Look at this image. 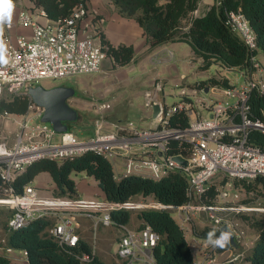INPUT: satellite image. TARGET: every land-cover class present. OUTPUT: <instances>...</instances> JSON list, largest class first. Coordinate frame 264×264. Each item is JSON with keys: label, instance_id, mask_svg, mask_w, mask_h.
<instances>
[{"label": "built area", "instance_id": "built-area-1", "mask_svg": "<svg viewBox=\"0 0 264 264\" xmlns=\"http://www.w3.org/2000/svg\"><path fill=\"white\" fill-rule=\"evenodd\" d=\"M205 1L199 0L193 17L202 16L211 5L220 3L219 0H209L210 4H204ZM88 17L85 3H79L68 17L57 21L48 20L42 10L33 13L29 8H24L17 14L15 25L30 29L28 40L21 34L13 35L10 32L13 24L5 23L0 35V99L4 96L28 97V87L36 86L41 80L66 79L99 72L102 62L107 59L106 48L101 43L97 28L88 30L89 24L82 25ZM225 25L240 37L250 52L256 50L255 34L240 11L227 12ZM169 62H174L172 51H165L152 59L154 66ZM239 72L244 78L242 85L235 86L229 82L226 88L211 86L182 90L181 101L171 107L165 105L164 84L154 79L150 88L143 93V103L152 113L154 106H158L159 110L152 117L154 125L146 129L132 122L110 124L100 114V106L94 104L98 115L96 131L87 140L78 139L68 131L57 133L51 124L41 122L43 109L36 107L28 97L30 105L27 113L15 115L18 133L10 144L7 140L0 142V180L3 184L0 208H7L11 213L6 222V234L36 220H51L53 224L47 229V235L56 242L58 250L74 257L80 264H92L91 254L76 251L81 240L79 225L75 220L79 216L92 223L94 232L99 226L118 231L117 264H155L153 252L161 240L160 235L149 226L141 225V222L135 227L130 223L115 224L110 213L121 209L174 212V220L185 239L191 238L187 242L191 252L199 253L200 258L195 264H241L246 250L248 252L250 248L244 241V233L235 216L257 211L237 204L239 195L230 194L225 188L233 186L230 181L217 187L213 204L203 202L218 174L234 181L250 182L264 178V149L249 143L252 131L264 134V116L254 117L248 103L253 92L264 94V66L257 55H251L248 67ZM198 92L205 93V97L201 99ZM194 96L196 104L207 111V116L203 117L197 110ZM229 100L233 102L229 103ZM177 112H183L189 119L184 130L169 127V118ZM10 116L13 115L4 113L1 117L9 120ZM55 136L59 137L58 143L53 142ZM173 141L179 146H187L189 153L186 156L168 155ZM88 152L102 156L112 167H121L124 175L138 173L151 179H161L169 173L180 172L187 179L188 202L181 206H170L152 199L124 204L99 198L70 200L39 196L31 184L24 186L20 193L12 186L15 179L35 161L48 159L59 163ZM174 156H181L186 160V165L173 161ZM115 171L116 177L121 176ZM200 214L206 216L209 226L220 229L225 225L232 232L233 248L224 252V258H220L206 240L198 243L192 222ZM92 238V254H95V233ZM0 245L2 252H13L6 247V238L0 239ZM239 247L243 250L238 251ZM21 255L25 260L27 253L21 251ZM9 258L14 262L21 261L17 256Z\"/></svg>", "mask_w": 264, "mask_h": 264}, {"label": "trees", "instance_id": "trees-1", "mask_svg": "<svg viewBox=\"0 0 264 264\" xmlns=\"http://www.w3.org/2000/svg\"><path fill=\"white\" fill-rule=\"evenodd\" d=\"M29 8L33 13L44 11L46 18L57 21L69 16L71 11L86 0H29ZM116 12L123 18L132 19L142 30L146 44L151 48L166 42H184L190 46L194 60L198 62V71H207L212 65L223 70L242 71L249 65L251 55L258 51L264 55V0H219V5L213 4L199 17L192 13L197 9L199 0H107ZM240 11L248 21L256 37V50L250 52L240 37L225 25L226 13ZM101 43L106 48V56L112 61V68L126 66L134 58V48L131 45L110 44L100 33ZM218 86L229 87V81L224 77L211 76L196 83L193 88ZM252 115L256 118L264 116V94L253 92L248 101ZM30 99L25 96H13L10 99H0V116L4 113L22 116L28 111ZM189 119L183 112L174 113L169 118V127L184 130ZM70 132V131H68ZM249 143L264 149V134L252 131ZM189 153L187 146H179L171 142L168 155ZM41 173H46L53 184L52 197L74 200L79 198L77 183L73 176L83 174L95 184L103 197L101 199L116 204L132 203L138 197L151 198L163 205L181 206L188 202L186 195L187 179L180 172L169 173L161 179H151L141 175L115 176L113 167L105 158L92 152L85 153L62 162L41 159L27 166L19 175L13 188L22 192L24 186L31 184ZM264 187V178L254 180ZM224 183V181H223ZM234 188L243 187L247 192L252 190L251 183L235 180ZM3 184L0 180V196ZM217 196V187L212 185L203 197L205 204H213ZM111 220L118 225L130 223V210H115L110 213ZM141 225L149 226L160 235L161 240L154 249L155 264H195L192 252L182 230L169 212L141 210L137 214ZM244 221L249 218L243 216ZM51 220H36L16 231L6 234V247L12 250L25 251L27 264H80L74 257L62 254L56 242L47 235ZM254 229L257 239L244 261L250 264H264V221L261 219L248 222ZM217 229L205 226L194 235L200 240H206V234ZM219 230V229H217ZM219 234V232H217ZM215 248L219 255L230 249ZM78 253L92 256V264H106L95 254L91 246L80 240ZM0 264H18L0 253Z\"/></svg>", "mask_w": 264, "mask_h": 264}, {"label": "rangeland", "instance_id": "rangeland-1", "mask_svg": "<svg viewBox=\"0 0 264 264\" xmlns=\"http://www.w3.org/2000/svg\"><path fill=\"white\" fill-rule=\"evenodd\" d=\"M207 1L210 2L209 0H206V2ZM16 3L22 8H27L29 0H16ZM19 29V33L28 40L31 32L30 29L28 27H19ZM165 45L174 53V62L154 66L151 63L144 61L142 64L134 63L131 66L126 65L114 69H104L97 73L78 75L66 79L41 80L35 85L42 86L45 89L60 86L74 89V96L68 100V104L77 111L78 118L76 121L67 123L68 131L72 132L78 139L87 140L91 138L96 131L95 120L98 118V115L92 107L94 104L100 106V114L110 124L117 122H132L139 128H148L152 121L153 114L149 109L144 107L143 91L149 88L150 82L154 79H158L164 84L165 105L168 107L181 101L182 90L188 91L189 87L193 86L196 82L204 81L207 77L225 76L231 85L235 86L242 85L244 82V78L239 71H224L217 65H212L204 72L198 71V62L194 60L190 46L187 43L166 42L157 46L162 47ZM257 59L261 62L262 66H264V55H262L260 51L257 53ZM104 62L108 63V60L105 59ZM197 95L201 99L205 97V93L198 92ZM4 98L10 99L12 97L4 96ZM193 101L199 113L203 117L207 116V111L199 104H196L195 96L193 97ZM232 102L233 100H229V103ZM29 115H31V111H29ZM15 119H17L15 115L10 116L9 120L3 119L0 116V142L7 140L10 144L15 134L18 133L16 123H14ZM8 122H10L9 126ZM58 141L59 137L55 136L53 142L58 143ZM113 167L116 170H114L116 173L124 175V171L121 167ZM135 175L141 174L136 173ZM82 176L83 175H75L73 178L79 183ZM227 181H230L232 185L235 182L234 180H229V178L224 177L222 174H218L213 179V184L219 188L222 185H225ZM248 183H251L252 185V190L249 192L243 187L235 189L233 186H226L225 188L230 194L239 195L240 200L237 204L259 210L257 212L240 213L235 216V221L244 233V241L248 243L247 245L250 248L251 243L255 240L257 234L254 229H251L248 226V222H253L258 219L264 221V187L256 184L254 181ZM51 185V179L47 174L39 175L32 184V186L37 189L38 195L42 197L50 196L46 192L51 189ZM41 188H44L45 190ZM79 191L82 193V197L101 199V196L99 195L100 190L89 180H87L86 186H82ZM150 200L151 198L138 197L133 200L132 203L148 202ZM130 212V221L133 222L131 226L135 227L139 222L137 214L140 210L135 209L130 210ZM170 215L175 219L174 212H171ZM243 216H247L249 221H244L245 219ZM192 224V229L196 231H199L201 227L203 228L210 225L204 214L196 216ZM90 227L93 235L94 233L97 235V231L101 228V226H99L96 229V232H94L92 223ZM112 229L114 232L112 238L114 240L108 249V255L115 257L117 249L116 239L119 233L115 228ZM186 241L190 242L191 238L188 237ZM198 243H200V239H198ZM0 247L2 248L1 245ZM237 250L241 251L243 248L239 247ZM248 252L246 250L244 256ZM0 253L6 257L17 256L21 258L20 264H26L25 260L22 258L21 251L13 250L10 254L2 251ZM192 255L195 261L200 258L198 252H193ZM220 258H224V256ZM16 263L19 264V262ZM241 264L250 263L243 260Z\"/></svg>", "mask_w": 264, "mask_h": 264}, {"label": "crops", "instance_id": "crops-1", "mask_svg": "<svg viewBox=\"0 0 264 264\" xmlns=\"http://www.w3.org/2000/svg\"><path fill=\"white\" fill-rule=\"evenodd\" d=\"M12 4H13V11H12L11 23L13 24V26H12V29L10 32L13 35H18V34H20L19 33L20 29H19V27H17L15 25V20H16V17H17V14L19 13V11L24 9V8L20 7L16 3V0H12ZM204 4H210V2L205 1ZM31 5H32V3L29 1V5H27V8H30ZM85 5L87 6L90 17L85 19L82 22V25L86 26V24L87 25L89 24L90 26H88V30H91L92 28H94V29L97 28L99 30V32L103 34L104 38L110 44H112L114 46L124 44V45H131L134 48V52H135L134 58H133L132 62L130 64H128L129 66H131L134 63L142 64V62H144V61L152 64V59L154 56L161 54L165 51H170L169 50L170 48L166 45L162 46V47L155 46V47L150 48L146 44L145 37L142 34V30L138 27L136 22L132 19H127V18L121 17L116 12L115 7L111 3H109L107 0H86ZM93 18H94V20H93ZM40 21L44 22V19L40 18ZM2 33H3V29L0 30V35ZM107 60H108V63H105L104 61L102 62L101 71L104 69H113L111 59L107 58ZM174 60H175V58H174ZM151 82L149 84V88H150ZM199 82H196V83H199ZM194 85L189 87L188 90H195V88H193ZM146 90H144L143 93ZM153 125L154 124L151 121L149 127L153 126ZM41 174H46V173H41ZM41 174H39V175H41ZM78 175H83V174H78ZM86 178L87 177L83 175L80 179V182L79 183L76 182L77 183L78 196L81 198H86V197H82L81 196L82 193L79 191V189H81L82 186H84V187L86 186V183L88 180ZM35 179H34V181H35ZM34 181L31 183V185L34 183ZM41 187H43V186H41ZM41 189H44V188H41ZM52 189H53V184L51 185V189L48 190L46 193L51 195ZM99 195L101 196L100 198L103 197V195L101 194L100 191H99ZM43 197H46V196H43ZM88 199H91V198H88ZM10 215H11V213L9 212V210L7 208H0V239L6 238V222H7L8 218L10 217ZM75 220L79 225L78 234L80 236V239L85 241L86 243H88L92 247L93 232L91 231L90 221L86 218L79 217V216H77L75 218ZM132 223L133 222L130 221V225H132ZM139 223H140V221L138 222V225H139ZM113 235H114V232H113L112 228H103V227H101L97 231V235H96V240H95V243H96L95 247L96 248L94 250L95 255L99 259H101L103 262H105L106 264H117L116 258L108 255V249L114 240L112 238ZM256 239H257V235L255 237V240L251 243L250 250H251L254 242L256 241ZM250 250H249V252H250ZM0 252H1V247H0ZM222 256H225V253L219 254V257H222ZM19 264H20V262H19Z\"/></svg>", "mask_w": 264, "mask_h": 264}, {"label": "water", "instance_id": "water-1", "mask_svg": "<svg viewBox=\"0 0 264 264\" xmlns=\"http://www.w3.org/2000/svg\"><path fill=\"white\" fill-rule=\"evenodd\" d=\"M204 92L206 93L207 89ZM74 93V89L63 86L45 89L36 85L27 89L31 102L43 109L41 122L51 124L57 133L67 132V123L76 121L78 118L77 111L68 104V100L74 96ZM158 110V106L153 107V117L156 116ZM173 161L182 166L186 165V160L181 156H174ZM223 229H226L225 225H222L219 230ZM230 244L233 245V236H231Z\"/></svg>", "mask_w": 264, "mask_h": 264}, {"label": "clouds", "instance_id": "clouds-1", "mask_svg": "<svg viewBox=\"0 0 264 264\" xmlns=\"http://www.w3.org/2000/svg\"><path fill=\"white\" fill-rule=\"evenodd\" d=\"M12 11V0H0V30L5 23H11ZM231 236L232 232L227 228L223 230L213 229L206 234V242L213 248H225L230 243Z\"/></svg>", "mask_w": 264, "mask_h": 264}, {"label": "bare ground", "instance_id": "bare-ground-1", "mask_svg": "<svg viewBox=\"0 0 264 264\" xmlns=\"http://www.w3.org/2000/svg\"><path fill=\"white\" fill-rule=\"evenodd\" d=\"M254 211H259L258 209H255Z\"/></svg>", "mask_w": 264, "mask_h": 264}]
</instances>
